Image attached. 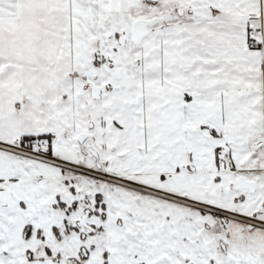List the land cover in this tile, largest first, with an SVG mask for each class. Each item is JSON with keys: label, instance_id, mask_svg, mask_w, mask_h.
<instances>
[{"label": "snow or ice", "instance_id": "1", "mask_svg": "<svg viewBox=\"0 0 264 264\" xmlns=\"http://www.w3.org/2000/svg\"><path fill=\"white\" fill-rule=\"evenodd\" d=\"M0 264H264V0H0Z\"/></svg>", "mask_w": 264, "mask_h": 264}]
</instances>
